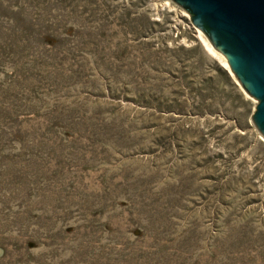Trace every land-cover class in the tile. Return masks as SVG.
<instances>
[{
	"label": "rangeland",
	"instance_id": "rangeland-1",
	"mask_svg": "<svg viewBox=\"0 0 264 264\" xmlns=\"http://www.w3.org/2000/svg\"><path fill=\"white\" fill-rule=\"evenodd\" d=\"M197 29L173 0H0V264H264L258 101Z\"/></svg>",
	"mask_w": 264,
	"mask_h": 264
},
{
	"label": "water",
	"instance_id": "water-1",
	"mask_svg": "<svg viewBox=\"0 0 264 264\" xmlns=\"http://www.w3.org/2000/svg\"><path fill=\"white\" fill-rule=\"evenodd\" d=\"M208 37L244 90L258 101L252 120L264 137V0H173Z\"/></svg>",
	"mask_w": 264,
	"mask_h": 264
},
{
	"label": "bare ground",
	"instance_id": "bare-ground-1",
	"mask_svg": "<svg viewBox=\"0 0 264 264\" xmlns=\"http://www.w3.org/2000/svg\"><path fill=\"white\" fill-rule=\"evenodd\" d=\"M186 15V14H185ZM197 33H198V38L203 41L202 43L205 44V46L207 47V49L209 50V52L211 54H213L217 59L220 60L221 64H223V66L232 74V71L228 65V61L223 57V55L215 49V47L212 45V43L210 42V40L206 37V35L199 29H197ZM233 75V74H232Z\"/></svg>",
	"mask_w": 264,
	"mask_h": 264
}]
</instances>
